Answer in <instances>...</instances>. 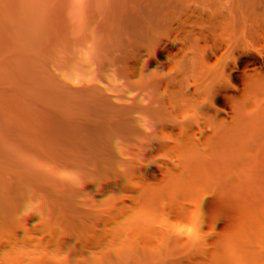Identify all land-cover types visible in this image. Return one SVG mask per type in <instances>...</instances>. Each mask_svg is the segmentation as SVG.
<instances>
[{
    "label": "trees",
    "instance_id": "16d2710c",
    "mask_svg": "<svg viewBox=\"0 0 264 264\" xmlns=\"http://www.w3.org/2000/svg\"><path fill=\"white\" fill-rule=\"evenodd\" d=\"M0 264H264V0H0Z\"/></svg>",
    "mask_w": 264,
    "mask_h": 264
},
{
    "label": "clouds",
    "instance_id": "9594fccd",
    "mask_svg": "<svg viewBox=\"0 0 264 264\" xmlns=\"http://www.w3.org/2000/svg\"><path fill=\"white\" fill-rule=\"evenodd\" d=\"M8 12L6 13V14H4V15H2L1 17H0V25L1 24H6L7 23V19H8ZM0 57H1V55H0Z\"/></svg>",
    "mask_w": 264,
    "mask_h": 264
}]
</instances>
